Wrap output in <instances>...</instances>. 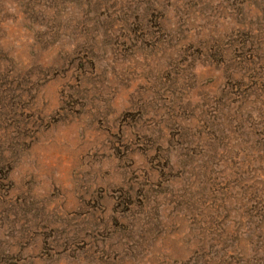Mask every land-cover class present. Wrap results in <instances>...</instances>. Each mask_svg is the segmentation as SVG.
<instances>
[{
  "label": "rangeland",
  "instance_id": "obj_1",
  "mask_svg": "<svg viewBox=\"0 0 264 264\" xmlns=\"http://www.w3.org/2000/svg\"><path fill=\"white\" fill-rule=\"evenodd\" d=\"M263 139L264 0H0V264H264Z\"/></svg>",
  "mask_w": 264,
  "mask_h": 264
},
{
  "label": "trees",
  "instance_id": "obj_2",
  "mask_svg": "<svg viewBox=\"0 0 264 264\" xmlns=\"http://www.w3.org/2000/svg\"><path fill=\"white\" fill-rule=\"evenodd\" d=\"M263 158H264V156H263ZM263 197H264V192H263ZM263 208H264V202H263ZM263 220H264V214L262 215V217L259 220L256 219V222H254V220H253V223H254V228H252L253 233H256L257 229L262 231V229H263L262 227H264V221ZM249 228H250V226H249ZM254 251H255V253L258 251V248L256 246L254 247ZM260 257H264V255H262ZM260 257H257V258H260Z\"/></svg>",
  "mask_w": 264,
  "mask_h": 264
}]
</instances>
